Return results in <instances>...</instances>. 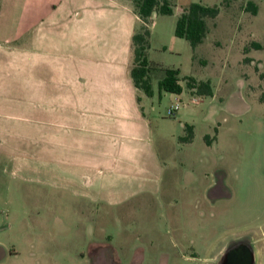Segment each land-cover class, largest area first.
Here are the masks:
<instances>
[{"label":"crops","instance_id":"obj_1","mask_svg":"<svg viewBox=\"0 0 264 264\" xmlns=\"http://www.w3.org/2000/svg\"><path fill=\"white\" fill-rule=\"evenodd\" d=\"M161 16L154 12L149 25L153 94L148 95L132 75L134 36L144 25L135 0H0V186L6 176L16 181L11 183L34 185L39 196L48 186L69 201L107 203L134 216L145 209L147 197L163 195L171 161L160 155L158 135L167 140L164 150H193L202 120L209 129L216 128L213 137L206 134L205 148L217 145L222 126H216L209 111L199 112L203 100L193 97L191 106L181 104L186 91L198 95L195 91L181 81L180 94L157 88L163 69L171 67L153 58ZM207 26L204 41L192 48L195 54L217 28L208 21ZM181 39L176 35L164 50L175 52L183 46ZM197 80L211 82L213 95L205 97H220V109L229 115L251 109L249 97L257 100L245 92L248 79L241 78L238 88L224 96L212 79ZM168 97L174 102L162 115ZM177 102L180 107L171 114ZM187 124L194 126L195 135L183 142ZM167 127L171 131L166 132ZM69 208L84 217L89 211L86 206ZM170 217L169 228L178 227L177 208ZM60 220L65 228V220ZM8 252L0 242V261Z\"/></svg>","mask_w":264,"mask_h":264},{"label":"rangeland","instance_id":"obj_2","mask_svg":"<svg viewBox=\"0 0 264 264\" xmlns=\"http://www.w3.org/2000/svg\"><path fill=\"white\" fill-rule=\"evenodd\" d=\"M249 1L171 0L176 14H162L153 36V58L180 68L187 89L186 76L212 79L223 96L238 88L241 78L248 79L245 92L254 93L257 100L249 97L251 109L240 115L221 110L220 97L211 101L188 91L181 97V104L190 106L193 97L202 99L199 112L209 111L216 126L221 123L217 145L205 148L206 134L213 137L216 128L209 129L202 120L193 150H164L167 140L158 135L160 155L171 161L163 195L147 197L145 209L134 216L107 203L69 201L48 186L44 192L49 195V189L50 197L39 196L29 182L11 183L4 176L0 242L9 252L0 264H166L167 257L168 264H216L238 238L251 241L255 264H264V0H252L258 5L256 15L246 8ZM192 2L221 8L216 18L207 19L217 28L196 54L186 39L175 52L164 50L176 36L179 12ZM251 48V54L242 56ZM172 101L165 99L162 115ZM174 125L179 127L178 121ZM69 205L89 207V215ZM176 208L178 227L169 228Z\"/></svg>","mask_w":264,"mask_h":264},{"label":"trees","instance_id":"obj_3","mask_svg":"<svg viewBox=\"0 0 264 264\" xmlns=\"http://www.w3.org/2000/svg\"><path fill=\"white\" fill-rule=\"evenodd\" d=\"M137 12L144 21L141 31L134 36L135 44V66L132 70V75L136 85L143 89L148 95L153 94V88L150 80V73L153 66L147 58V50L150 47L151 31L149 25L154 12L158 11L161 14L172 15L174 13L171 0H135ZM246 8L258 13V5L250 0ZM221 11L218 5L208 6L198 2H192L183 8L180 14L175 33L177 36L185 38L195 49L201 44L207 36L208 26L207 19L216 18ZM260 47V44H257ZM164 75L159 81L161 91L180 94L183 92L181 84V71L179 68L167 67L163 69ZM187 86L190 90L195 91L198 95H213V87L209 80L198 81L193 76H187ZM186 134L180 137L183 142H190L194 138V126L186 125Z\"/></svg>","mask_w":264,"mask_h":264},{"label":"flooded vegetation","instance_id":"obj_4","mask_svg":"<svg viewBox=\"0 0 264 264\" xmlns=\"http://www.w3.org/2000/svg\"><path fill=\"white\" fill-rule=\"evenodd\" d=\"M216 264H255V255L251 241L244 238L233 240L225 248Z\"/></svg>","mask_w":264,"mask_h":264},{"label":"built area","instance_id":"obj_5","mask_svg":"<svg viewBox=\"0 0 264 264\" xmlns=\"http://www.w3.org/2000/svg\"><path fill=\"white\" fill-rule=\"evenodd\" d=\"M180 107V102H177L176 104H174L172 107H171V109H170V113L171 114H173V112L175 111V110H177L178 108Z\"/></svg>","mask_w":264,"mask_h":264}]
</instances>
